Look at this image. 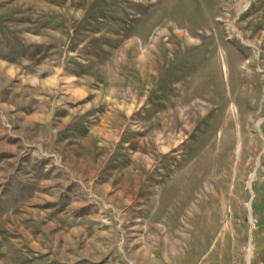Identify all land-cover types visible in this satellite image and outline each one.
I'll use <instances>...</instances> for the list:
<instances>
[{
	"label": "rangeland",
	"instance_id": "rangeland-1",
	"mask_svg": "<svg viewBox=\"0 0 264 264\" xmlns=\"http://www.w3.org/2000/svg\"><path fill=\"white\" fill-rule=\"evenodd\" d=\"M0 264H264V0H0Z\"/></svg>",
	"mask_w": 264,
	"mask_h": 264
},
{
	"label": "bare ground",
	"instance_id": "bare-ground-1",
	"mask_svg": "<svg viewBox=\"0 0 264 264\" xmlns=\"http://www.w3.org/2000/svg\"><path fill=\"white\" fill-rule=\"evenodd\" d=\"M254 178V176H252V179ZM253 222V221H252ZM250 253H251V249H250Z\"/></svg>",
	"mask_w": 264,
	"mask_h": 264
}]
</instances>
